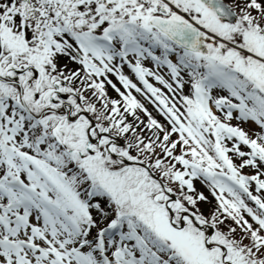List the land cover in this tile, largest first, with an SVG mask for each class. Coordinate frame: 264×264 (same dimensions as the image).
<instances>
[{
    "label": "snow or ice",
    "instance_id": "snow-or-ice-1",
    "mask_svg": "<svg viewBox=\"0 0 264 264\" xmlns=\"http://www.w3.org/2000/svg\"><path fill=\"white\" fill-rule=\"evenodd\" d=\"M0 264H264V0H0Z\"/></svg>",
    "mask_w": 264,
    "mask_h": 264
}]
</instances>
